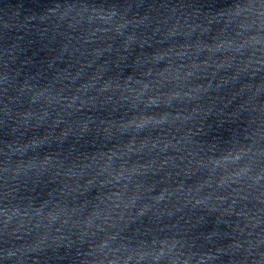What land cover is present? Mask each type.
Here are the masks:
<instances>
[{"label":"water","instance_id":"obj_1","mask_svg":"<svg viewBox=\"0 0 264 264\" xmlns=\"http://www.w3.org/2000/svg\"><path fill=\"white\" fill-rule=\"evenodd\" d=\"M0 264H264V0H0Z\"/></svg>","mask_w":264,"mask_h":264}]
</instances>
